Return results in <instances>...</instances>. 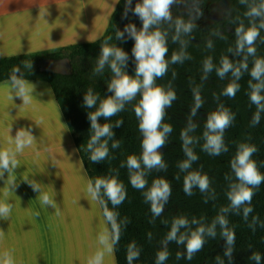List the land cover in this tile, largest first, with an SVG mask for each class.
<instances>
[{
    "label": "trees",
    "instance_id": "trees-1",
    "mask_svg": "<svg viewBox=\"0 0 264 264\" xmlns=\"http://www.w3.org/2000/svg\"><path fill=\"white\" fill-rule=\"evenodd\" d=\"M227 1L229 13L222 21H215L209 27H202L193 21L194 28L191 33L181 35L180 39L185 41L183 50L190 57L182 63L171 62L173 53H179L182 48L179 41L173 42L172 39L175 34L174 21L176 18H182L187 22L190 20L189 17L177 13L173 15V23L160 25L161 30L168 33V51L165 59L169 62V66L166 74L156 79V84L165 88L171 85L177 99L166 109L167 114L163 120V123L170 124L173 129L166 145L159 149L163 154L166 169H153L149 172L146 176L148 185L142 190L132 186L129 169L126 166L129 156L140 157L143 152V134L134 112V107L141 99L139 94L118 114L109 119L103 117L99 119L102 125L104 123L113 125L114 136L108 139L107 158L99 163H93L87 147L90 137L94 134L88 113L95 112L103 100L113 95L108 91V83L113 78L111 69L106 65L102 73L94 72L101 46L105 41H108V46L120 47L128 53V62L124 71L135 78L136 60L132 55L135 40L125 32V39L121 41L116 38V34L117 30L123 31L129 24H135L138 30L142 28V21L132 11L139 0H132L131 8L126 15L127 0H119L105 34L96 41L0 57V81L10 79L12 70L16 67L20 70L17 78L44 80L51 85L91 182L94 184L97 178L115 177L123 183L127 195L120 205L114 207L106 196H101V199L107 203L108 209L119 214L121 234L118 243L114 245L117 264H128V248L133 243L140 254L132 264H156L157 253L164 250L163 242L171 231L174 219L183 217L188 220V226L180 228L179 236L182 233L190 234L201 225L206 228L211 226L221 214L228 220V228L235 233L231 262L225 255L226 240L221 235V226L217 224L215 237L205 234L202 249L195 252L191 259L187 257L186 242L185 244L168 242L166 246L168 258L163 264H220V261H223V264H257V261L250 258L253 253L260 254L259 264H264V182L253 189L254 195L250 204L242 205L239 210L230 209L228 212H221L222 208L230 207L227 193L230 190V183L235 182L231 160L241 143L256 146L257 151L252 159L257 162L259 172L264 174V112L260 113L259 123L253 125L252 119L257 106L250 101L252 90L249 87V82L253 84L257 82L250 75L255 59L264 58V28L259 29V37L254 44L256 54L248 56V71L242 70V76L237 81L240 88L234 98L222 94L232 81V74L229 72L221 79L216 71L221 66L222 57H227L234 64L244 59L243 54L237 56L229 49L236 48L235 29L241 24L245 30L251 26L252 18L245 13L250 5L259 4L260 0H247L246 3H241V0ZM255 22L259 25V18ZM208 41L212 42V48L207 46ZM209 57L212 59L213 70L207 74V79H202L203 65ZM63 60L69 62L70 70L64 72L49 67L50 63ZM24 61L32 62L33 68L25 67ZM194 88H199L203 106L195 116L191 117L197 127L189 135L197 138L198 143L190 147L199 158L193 162L188 171H200L201 174H206L210 179V188L206 193H202L199 188H193L192 195H187L184 192V178L187 172L181 171L178 165L186 159L181 132L188 124L191 108L194 105ZM89 89L98 97L96 105L92 108L84 106V95ZM221 104L235 114V119L224 134L228 151L213 156L202 150L205 142L203 132L208 115ZM118 121L123 122L121 127H115ZM117 141L119 147L113 148V142ZM157 178L168 180L172 187L171 196L160 216L153 215L151 204L146 202L144 196V192ZM244 207L253 209L247 219L244 217ZM101 208L104 213L102 205ZM125 219L126 224L123 223ZM194 219L198 223H193ZM108 225L111 232L109 222ZM178 254H180L179 258Z\"/></svg>",
    "mask_w": 264,
    "mask_h": 264
},
{
    "label": "clouds",
    "instance_id": "clouds-1",
    "mask_svg": "<svg viewBox=\"0 0 264 264\" xmlns=\"http://www.w3.org/2000/svg\"><path fill=\"white\" fill-rule=\"evenodd\" d=\"M181 2L182 0H142V2H138L135 8L132 9L134 14L142 21V28L138 30L135 24H129L125 26L123 31L117 30L116 38L118 40L122 41L125 39V32L128 33L130 38L135 40L132 49V55L136 60L135 78L124 71L128 62V53L120 47L108 46V41H105L101 46L100 55L94 68V72L97 74L102 73L106 65L111 69L113 78L108 83V91L113 93V95L103 100L95 112L88 113V119L91 122V129L94 134L90 137L87 147L91 153L90 159L93 163H99L107 158L109 154L108 139L114 136L113 125L109 123L102 125L99 123V119L101 117L105 119L111 118L121 112L125 105L134 100L138 94L141 96V99L134 107V112L139 121V129L143 134V152L140 157H136L135 155L129 156L126 162L130 173V182L138 190L147 187L148 181L146 176L149 172L153 169H166L163 154L159 149L166 145L168 136L173 129L170 124L163 123V120L167 114L166 109L171 107L177 96L171 85L165 88L156 84V79L163 77L169 66V62L165 59L168 51V33L162 31L160 25L163 23H173L171 8L173 5ZM246 2L247 0H241V3ZM131 3L132 0H127L125 15L131 8ZM245 15L252 18L251 26L245 30L243 24H241L235 29L237 36L236 48L234 50L229 49L230 52L237 56L243 54L244 59L234 64L227 57H222L220 61L221 66L216 69L217 75L221 79L229 72L232 74V81L222 93L230 98H234L240 88L237 81L242 76V70L248 71V56H255L256 54L254 44L259 37V29L264 28V0H260L259 4L253 3L250 5ZM257 18L260 20L259 25L255 22ZM193 19L185 22L182 18H176L174 21L175 34L172 39L173 42L179 41L182 48L179 53H173L171 57L172 63H182L185 59H190L183 50L185 41L181 40L180 37L182 34L191 33L194 28ZM153 28L155 30H150ZM207 46L212 48V42L208 41ZM23 63L25 67L33 68L32 62L24 61ZM212 70L213 63L211 57H209L203 65L204 76L202 79H207V74ZM12 71L13 74L10 77L11 86L16 92V96L22 99L23 104H28L31 101L32 90L35 86L24 79L17 78V74L20 71L19 68L14 67ZM250 75L253 80L257 81L254 84L249 82V87L252 90L250 101L257 106V111L252 119V123L255 125L259 123L260 113L264 112V95H261V93H264V58L255 59ZM193 95L194 105L191 108L188 124L181 132L182 148L186 159L178 165L181 171L187 172L184 178V192L187 195H192L193 188H199L202 193L208 192L210 188V179L206 174H201L200 171H188L192 167L193 162L199 158L193 148L190 147V145L198 143L197 138L189 135L197 127L192 122L191 117L195 116L197 111L203 106L199 88L193 89ZM97 99L98 97L89 89L84 95V106L87 108L94 107ZM234 119L235 114L222 104L214 112L210 113L204 126L203 139L205 142L202 150L213 156L227 152L228 148L225 144L224 134L231 127ZM122 123V121H118L115 127H121ZM34 140L35 137L32 135L30 129H20L15 136L16 151H22L25 146L31 145ZM112 147L118 148L119 142H113ZM256 151L255 145L241 143L238 146L236 155L231 160V169L235 175V182L230 183V190L227 193L230 207L222 208V213L228 212L230 209L239 210L242 205L250 204L254 195L253 189L264 182V174L259 172L257 162L252 159ZM18 163L15 158V152L11 150L0 152V178L4 176L5 171L10 173L13 168L18 166ZM29 184L33 188V191L40 193V189L36 184ZM87 191L92 199L98 200L103 206L104 216L111 224V232L107 235L101 234L99 237L104 250L97 252L89 260V264H103L105 253H112L114 245L119 241L121 223L118 222L119 214L110 211L107 203L101 199V196H106L115 207L125 200L127 192L123 183L115 177L97 178L94 184L90 181ZM171 192V184L164 178L155 179L151 187L144 192L145 200L151 204V211L154 216H160L163 213L164 206L168 202ZM41 202L44 206L55 207V201L47 194L41 195ZM11 209V204H0V217L6 219ZM252 211L251 207H244L243 213L245 219H247L249 213ZM123 223L126 224L127 220L125 219ZM193 223H198V221L194 219ZM217 224L221 226V235L226 240L225 255L228 257L229 262H231L235 233L228 228V220L221 214L212 222L211 226L206 228L201 225L190 234L182 233L179 236L180 228L187 227L188 220L183 217L174 219L171 231L163 242L164 250L157 253L156 264H163L168 258L166 246L170 241H176L178 244H185L186 242L187 257L191 259L195 252L202 249L205 243V234L215 237ZM139 254V249L136 248L134 243L131 244L127 254L128 264H132L134 259L139 258ZM4 256V264H14L9 253H5ZM250 258L257 261V264L261 260V256L258 253H253ZM220 264H223V261H220Z\"/></svg>",
    "mask_w": 264,
    "mask_h": 264
},
{
    "label": "crops",
    "instance_id": "crops-1",
    "mask_svg": "<svg viewBox=\"0 0 264 264\" xmlns=\"http://www.w3.org/2000/svg\"><path fill=\"white\" fill-rule=\"evenodd\" d=\"M118 2L0 0V57L96 41ZM24 80L35 86L28 104L10 79L0 81V152H15L19 162L0 178V204L12 205L9 216L0 217V264L5 253L14 264H89L104 250L99 237L110 233L108 222L87 191L91 180L51 85ZM20 129H30L35 140L16 151ZM42 194L55 207L44 206ZM103 264H117L114 249Z\"/></svg>",
    "mask_w": 264,
    "mask_h": 264
},
{
    "label": "rangeland",
    "instance_id": "rangeland-1",
    "mask_svg": "<svg viewBox=\"0 0 264 264\" xmlns=\"http://www.w3.org/2000/svg\"><path fill=\"white\" fill-rule=\"evenodd\" d=\"M139 1L142 2V0H139ZM190 5H191L190 2L188 1L183 2V0L181 3H177L173 5L171 8L172 16L179 13V14L188 16L189 19H193V17H195L193 21L196 24L204 27L209 22L213 21L214 19L222 18L228 13V10L226 9L228 6L227 0H211L210 4L207 6L208 9L205 7L200 9L199 7H197V5H194L193 7ZM177 6H179L177 10L178 12L175 10ZM49 67L55 70L64 71V72L70 70L69 62L66 60H63L60 62H52L49 64ZM72 181H73V178H72ZM79 204L81 205L80 202ZM87 229L91 233L94 232V231H91L89 227Z\"/></svg>",
    "mask_w": 264,
    "mask_h": 264
},
{
    "label": "flooded vegetation",
    "instance_id": "flooded-vegetation-1",
    "mask_svg": "<svg viewBox=\"0 0 264 264\" xmlns=\"http://www.w3.org/2000/svg\"><path fill=\"white\" fill-rule=\"evenodd\" d=\"M185 1H188V2H190L191 3V5L190 6H194V5H197V7H199L200 9H202V8H207V6L210 4V1L211 0H183V2H185ZM178 8H179V6H177L176 8H175V10L177 11L178 10ZM208 9V8H207ZM206 9V10H207ZM227 10H228V13H229V5L227 6V8H226ZM178 12V11H177ZM228 13L224 16V17H222V18H218V19H214L213 21H211V22H209L206 26H204V27H209L210 25H212V24H214V22L215 21H222V19H224V18H226L227 16H228ZM66 65H67V63H66Z\"/></svg>",
    "mask_w": 264,
    "mask_h": 264
}]
</instances>
